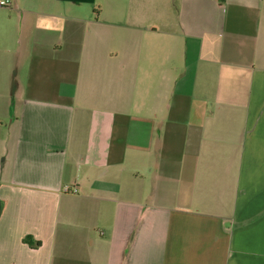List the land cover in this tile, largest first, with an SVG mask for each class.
<instances>
[{
    "label": "crops",
    "instance_id": "1",
    "mask_svg": "<svg viewBox=\"0 0 264 264\" xmlns=\"http://www.w3.org/2000/svg\"><path fill=\"white\" fill-rule=\"evenodd\" d=\"M9 1L0 264H264V0Z\"/></svg>",
    "mask_w": 264,
    "mask_h": 264
},
{
    "label": "trees",
    "instance_id": "2",
    "mask_svg": "<svg viewBox=\"0 0 264 264\" xmlns=\"http://www.w3.org/2000/svg\"><path fill=\"white\" fill-rule=\"evenodd\" d=\"M23 241L27 243L31 247H38L40 245V241L34 240L31 236H25Z\"/></svg>",
    "mask_w": 264,
    "mask_h": 264
},
{
    "label": "built area",
    "instance_id": "3",
    "mask_svg": "<svg viewBox=\"0 0 264 264\" xmlns=\"http://www.w3.org/2000/svg\"><path fill=\"white\" fill-rule=\"evenodd\" d=\"M10 4V1L9 0H0V6H7ZM64 191H76V188H64Z\"/></svg>",
    "mask_w": 264,
    "mask_h": 264
}]
</instances>
